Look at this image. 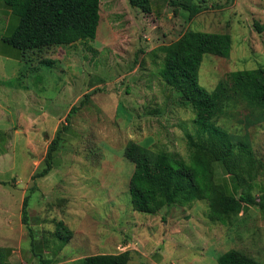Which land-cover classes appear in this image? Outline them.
I'll use <instances>...</instances> for the list:
<instances>
[{"label": "rangeland", "instance_id": "rangeland-1", "mask_svg": "<svg viewBox=\"0 0 264 264\" xmlns=\"http://www.w3.org/2000/svg\"><path fill=\"white\" fill-rule=\"evenodd\" d=\"M172 1L148 0L146 11L130 0H102L96 39L30 50L23 60L0 53V127L12 140L20 187L29 180L27 168L34 156L40 161L37 171L44 167L51 144L45 139L55 125L61 120L68 125L59 145L64 162L55 163V169L64 166L63 179L42 182L45 194L36 190L37 180L29 188L30 221L39 208L50 218L32 236L51 255L34 252L33 264L49 256L55 260L51 264H85L88 255L126 251L131 253L129 264H219L218 257L230 248L264 262L263 193L257 189L249 209L230 224L214 220L208 202L193 198L190 190L174 201L157 192L155 214L132 206L129 184L135 164L125 156L127 144L135 141L169 162L192 165L191 143L198 135L195 109L161 78L164 54L154 51L189 30L229 33L230 57L208 54L201 64L199 81L209 91L232 71L264 67V0H180L205 7L195 16ZM5 9L0 0V45L16 26L12 18L9 28ZM74 104L80 107L67 118ZM254 116L236 97L217 122L234 133L248 131L264 159V122L245 126ZM214 171L217 181L231 188L221 161ZM259 182L264 185V177ZM53 220H63L73 231L62 248L51 235ZM11 231L2 233L0 245L12 251L20 237ZM33 237L23 239L24 248H33Z\"/></svg>", "mask_w": 264, "mask_h": 264}, {"label": "trees", "instance_id": "trees-1", "mask_svg": "<svg viewBox=\"0 0 264 264\" xmlns=\"http://www.w3.org/2000/svg\"><path fill=\"white\" fill-rule=\"evenodd\" d=\"M102 0H4L11 10L16 26L4 36L0 53L23 60L30 50H41L52 46H67L78 41L94 40L100 24ZM131 4L148 11V0H130ZM174 6L182 7L195 16L205 7L180 0H173ZM263 27H259L261 30ZM232 51V37L229 33L189 30L178 40L159 46L154 52L164 54L159 75L172 88L181 93L197 114L198 135L191 145L194 148L193 164L168 161L150 148L130 141L125 156L135 164L129 189L134 210L155 214L157 205L154 195L161 191L168 199L185 190H190L193 198L206 200L214 220L223 224L232 223L241 213H245L253 202V191L262 192L259 206L264 210V185L259 180L264 177V159L258 156L250 134L234 133L217 122L225 107L236 97L246 102L255 113L254 119L247 118L246 129L264 122V67L235 70L228 79L220 80L214 90L209 91L200 84L199 71L206 55L212 54L228 58ZM51 65L53 61L44 60ZM85 94L84 104L91 96ZM80 106L74 104L67 118ZM68 129L63 125L52 139L45 158L44 167L36 171L33 178L50 173L54 157L59 152L61 134ZM221 161L226 174L233 177L236 192L229 190L226 183L218 182L214 164ZM176 164V165H175ZM29 195L23 204V222L29 235L33 229L29 225ZM54 240L64 247L73 237V231L63 220H53ZM33 241L35 238L33 237ZM45 243H49L46 239ZM11 250L0 246V264H11ZM35 256L38 254L35 253ZM130 251L120 253H100L88 255L85 264H129ZM53 259H41L39 264H51ZM219 264H264V262L238 248H230L218 257Z\"/></svg>", "mask_w": 264, "mask_h": 264}, {"label": "crops", "instance_id": "crops-1", "mask_svg": "<svg viewBox=\"0 0 264 264\" xmlns=\"http://www.w3.org/2000/svg\"><path fill=\"white\" fill-rule=\"evenodd\" d=\"M6 14H8V20L9 22V28L11 27V21H12V15L11 10L5 6ZM7 56V55H5ZM11 57V56H7ZM4 119L0 116V125H2V122ZM63 127V121H59L54 128V133L51 134L49 138H46L45 140L48 142H51L52 139L55 137L57 131ZM11 138L8 137L7 130H5L3 127H0V237H2V233L5 231H11L15 232L17 231L18 234H15L16 236L20 237L19 243L16 246H12L14 249L11 252V256L9 257V260L11 264H33L36 263L37 257L35 256L34 252H41L46 255H51V251H46L45 245L41 240H35L33 243V248H24L22 245V241L24 238L29 236V232L27 229V226L23 222V204L25 197L29 195V188L33 187V183L35 180H37V188L36 190L41 191L42 194H45V191H43V183H46L49 180H52L53 182L56 180L63 179L66 172H64V166L61 167V169H55L57 166H53L52 170L49 174L43 177H38L36 179L33 178L34 173L37 171L39 167L38 160H34L36 156L33 157V159L30 161V166L27 168L28 172V179L27 182L23 187H20L19 185L22 184V179L18 176V174H15V167L13 162V153L10 148L11 146ZM29 142L32 144L33 149L35 150L36 145L33 143L31 139H29ZM64 162L63 156L61 151L57 152L54 157V163L61 166V163ZM63 175V176H62ZM228 180H230L231 188L227 184L228 188L232 192H236V184L233 181V177L230 174H226ZM9 177V178H7ZM8 179V180H5ZM41 181V182H40ZM101 181H104L101 180ZM9 184L10 186H14L9 188H5L6 185ZM35 186V185H34ZM18 188L21 191V196L17 194ZM64 197V195H62ZM68 198V197H64ZM50 205V204H46ZM29 211V208H28ZM56 209H54V212ZM36 215L32 217V220L30 221L29 216V225L33 229L42 230L45 226V224H49L50 218H48L45 213L46 209L39 208L37 210L33 211ZM244 215L241 213V216ZM5 235V233H3ZM2 246V245H0ZM16 248V249H15ZM50 259H52L53 256H49ZM15 262V263H14ZM84 263V261H82Z\"/></svg>", "mask_w": 264, "mask_h": 264}]
</instances>
